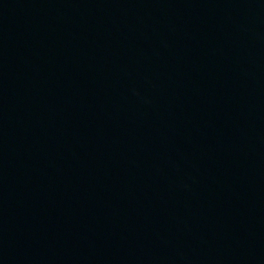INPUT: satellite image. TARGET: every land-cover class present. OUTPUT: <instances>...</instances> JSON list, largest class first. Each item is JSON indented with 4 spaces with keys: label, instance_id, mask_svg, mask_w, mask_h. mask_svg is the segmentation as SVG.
<instances>
[{
    "label": "water",
    "instance_id": "95a60500",
    "mask_svg": "<svg viewBox=\"0 0 264 264\" xmlns=\"http://www.w3.org/2000/svg\"><path fill=\"white\" fill-rule=\"evenodd\" d=\"M0 264H264V0H0Z\"/></svg>",
    "mask_w": 264,
    "mask_h": 264
}]
</instances>
